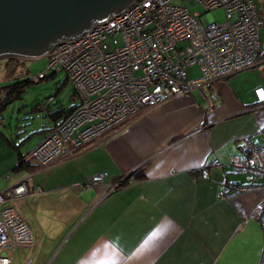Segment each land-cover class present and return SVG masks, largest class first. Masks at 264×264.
Returning a JSON list of instances; mask_svg holds the SVG:
<instances>
[{
	"label": "crops",
	"instance_id": "crops-1",
	"mask_svg": "<svg viewBox=\"0 0 264 264\" xmlns=\"http://www.w3.org/2000/svg\"><path fill=\"white\" fill-rule=\"evenodd\" d=\"M256 2L264 46V0ZM242 70L263 71L264 60ZM242 70L98 132L80 148L66 141L34 168L15 170L16 153L0 135V190L23 181L28 193L19 209L31 239L14 246L10 264H257L263 237L251 212L263 189L218 193L222 181L248 180L227 166L243 139L264 140V88L257 99L240 92ZM136 167L139 176L107 191ZM97 172L103 179L87 184Z\"/></svg>",
	"mask_w": 264,
	"mask_h": 264
},
{
	"label": "built area",
	"instance_id": "built-area-1",
	"mask_svg": "<svg viewBox=\"0 0 264 264\" xmlns=\"http://www.w3.org/2000/svg\"><path fill=\"white\" fill-rule=\"evenodd\" d=\"M194 2L201 4L200 11H190ZM217 7L223 8L225 19L218 22L211 16L203 23L201 14ZM262 25L255 0H137L78 41L57 43L45 55H49L45 64L49 67L30 77L62 69L77 92L78 104L68 113L77 119L66 122L63 133L57 128L70 116L50 127L26 158L44 164L61 151L67 138L78 145L144 108L260 64L264 60ZM192 65L199 66L200 76L187 75ZM241 150L231 155L230 166L234 172L246 173L248 181L223 183L219 195L263 189L251 216L263 237L257 264H264V140L246 137ZM102 177V172L95 173L89 182ZM26 192L23 181L0 190V264H10L14 246L30 242L31 233L19 209Z\"/></svg>",
	"mask_w": 264,
	"mask_h": 264
},
{
	"label": "water",
	"instance_id": "water-1",
	"mask_svg": "<svg viewBox=\"0 0 264 264\" xmlns=\"http://www.w3.org/2000/svg\"><path fill=\"white\" fill-rule=\"evenodd\" d=\"M136 1L0 0V59L45 56L57 43L86 36Z\"/></svg>",
	"mask_w": 264,
	"mask_h": 264
},
{
	"label": "rangeland",
	"instance_id": "rangeland-1",
	"mask_svg": "<svg viewBox=\"0 0 264 264\" xmlns=\"http://www.w3.org/2000/svg\"><path fill=\"white\" fill-rule=\"evenodd\" d=\"M202 8L199 2H194L190 6V11L198 10ZM213 16L216 21L220 22L225 19L223 8L217 7L211 11V13H202L200 18L203 23H206L210 17ZM49 55H47L48 57ZM46 56H41L33 59H20V58H1L0 59V86L5 84L10 79L17 78L21 75L22 69H27L28 75L34 74L43 68L46 69ZM49 67V66H48ZM54 68V67H52ZM50 70V68H48ZM54 73V75H47L38 81H32L28 83L24 90L20 93V96L14 99L12 102L6 105L5 110L2 113L3 122L0 125V130L5 134V136L15 139V133H20L21 137L28 134L30 131L38 129L42 126H47L50 124V120L45 115L46 108L53 109L58 106H67L71 103L69 99V93L71 85L68 82H65L63 86L56 92V86L63 78V72L60 70H55L47 73ZM187 75L198 76L199 70L196 65H192L187 68ZM32 80H35L31 78ZM236 83L240 92H243L245 95L254 96V99H257L259 96L258 88H264V70H242L236 74ZM209 85V84H208ZM76 91V90H75ZM77 94V92H76ZM257 97V98H255ZM78 98V97H77ZM78 100V99H77ZM75 101L76 104L72 110L77 106L78 101ZM37 103V106L35 107ZM263 104V103H261ZM154 107V106H152ZM149 108H144L140 112L130 116L139 115ZM71 110V111H72ZM70 113H73L71 112ZM71 114H67L70 116ZM129 118V119H130ZM63 119V118H62ZM127 119V120H129ZM125 120V121H127ZM121 123V122H120ZM124 123V121H123ZM80 123L75 127L78 130ZM75 127L73 129L76 132ZM11 134V136H9ZM36 135H33L21 146V149H25L30 143L35 141ZM70 142L74 144L73 138H67L64 142ZM62 143V147L63 144ZM48 144V143H46ZM75 145V144H74ZM27 156V154H26ZM32 161V160H31ZM39 191V189H35ZM28 193L26 192L25 195ZM24 195V193H23ZM22 195V197H23ZM24 195V196H25Z\"/></svg>",
	"mask_w": 264,
	"mask_h": 264
},
{
	"label": "trees",
	"instance_id": "trees-1",
	"mask_svg": "<svg viewBox=\"0 0 264 264\" xmlns=\"http://www.w3.org/2000/svg\"><path fill=\"white\" fill-rule=\"evenodd\" d=\"M198 67L199 70V75H201V70L199 68L198 65H196ZM44 68L42 70L39 71H43ZM60 71L63 72V78L62 80L59 82V84L55 87L56 88V92L63 86V84L65 82L70 83V81L68 80L66 74L64 73V71L61 69ZM55 72L53 73H44V75L42 77H39L35 80H32L30 75H28L27 69H22V73L19 77L14 78V79H10L9 81H7L5 84L0 86V125H2L3 122V117H2V113L6 108V105L9 104L10 102H12L14 99L18 98L20 96V93L24 90L25 86L32 82V81H38L39 79L47 76V75H54ZM32 75V74H31ZM198 76H191V77H198ZM71 85V89H70V93H69V99L71 101L70 104H68L67 106H58L55 107L53 109H47L45 111V115L48 117V119L50 120V124L47 126H42L38 129H35L33 131H30L28 134L24 135L21 137L20 133H15V139L13 140L11 137H6L5 134L0 130V135L3 138V140L8 144V146L15 151L16 153V163L14 165V169L18 170V169H25V168H34V166L36 165H43L42 163H38L36 161H28V159H24V156L26 155L27 151H29L32 147H34L37 142L40 140H38L34 145H32L31 147L28 148V150H26L25 152H21L19 151V148L25 143L26 140H28L30 137H32L33 135H38V134H42V136L46 133V131H48V129L52 126H54L56 123L60 122L62 120V118H64L74 107V105L76 104V100L78 99L76 91L74 89V87ZM37 106V103L35 105V107ZM9 136H11V134H9ZM41 136V137H42ZM29 146V145H28ZM74 147L76 148H80L82 147V142L78 145H75ZM57 156V155H56ZM56 156H54L52 159H54ZM51 159V160H52ZM49 160V161H51ZM48 161V162H49ZM47 163V162H46ZM139 168H136L131 176L132 177H137L139 176V174L142 172L141 170H139ZM127 179L124 181L126 182ZM123 182V183H124ZM120 186V185H119ZM118 186V187H119Z\"/></svg>",
	"mask_w": 264,
	"mask_h": 264
},
{
	"label": "clouds",
	"instance_id": "clouds-1",
	"mask_svg": "<svg viewBox=\"0 0 264 264\" xmlns=\"http://www.w3.org/2000/svg\"><path fill=\"white\" fill-rule=\"evenodd\" d=\"M255 2H256V0H255ZM256 4H257V2H256ZM257 6H258V5H257ZM258 8H259V7H258ZM260 15H261V14H260ZM263 52H264V50H263ZM261 63H262V62H261ZM261 63H260V64H261ZM223 78H224V77H223ZM218 80H219V79H218ZM216 81H217V80H216ZM216 81H215V82H216ZM215 82H213V83H215ZM213 83H209V84H213ZM203 85H204V84H203ZM201 86H202V85H201ZM201 86H199V87H201ZM195 88H198V87H195ZM193 89H194V88H193ZM190 92H191V91H190ZM190 92H189V93H190ZM189 93H188V94H189ZM185 95H186V94H185ZM175 97H176V96H175ZM172 98H173V97H172ZM161 103H162V102H161ZM159 104H160V103H159ZM157 105H158V104H157ZM155 106H156V105H155ZM246 137H250V136H246ZM246 137H245V138H246ZM245 138H244V139H245ZM250 138H251V137H250ZM244 139H243V141H244ZM251 139H252V138H251ZM252 140H253V139H252ZM253 141H254V140H253ZM86 142H87V141H86ZM83 143H85V142H83ZM83 143H82V144H83ZM242 143H243V142H242ZM241 145H242V144H241ZM236 154H239V153H236ZM232 155H233V154H232ZM230 158H231V156H230ZM230 158H229V160H228V162H227V166L229 167V169H230L233 173H236V174H245V175L247 176L246 173H238V172H234V171L231 169V166H230ZM214 163H215V164H220V161L216 160V161H214ZM136 168H137V167H136ZM136 168H133V169L130 170L128 173H126V174H128V175H127V177L125 178V180H126V179H127V180H130V178L132 177L131 174H132V172H133ZM97 173H98V172H97ZM124 176H125V175H123L122 177H120L117 181L113 182V183L109 186V188H108L107 191L109 192V191L113 190L114 188H117L119 185H121L125 180H124L122 183H119V181H120V179L123 178ZM102 179H103V177H102ZM89 180H90V179H89ZM100 181H101V180H100ZM247 181H248V180H247ZM247 181H246V182H247ZM86 183H87V184H90V183H93V182H89V181H88V182H86ZM223 183L228 184V183H235V182L222 181L221 184H223ZM244 183H245V182H244ZM221 184H220V188H221ZM235 184H240V183H235ZM242 184H243V183H242ZM220 188H219L218 193L220 192ZM238 192H239V191H238ZM236 193H237V192H236ZM234 194H235V193H234ZM231 195H232V194H231ZM228 196H229V195H228ZM224 197H227V196H224ZM224 197H222V198H224ZM253 217H254V216H253ZM259 257H260V256H259Z\"/></svg>",
	"mask_w": 264,
	"mask_h": 264
},
{
	"label": "bare ground",
	"instance_id": "bare-ground-1",
	"mask_svg": "<svg viewBox=\"0 0 264 264\" xmlns=\"http://www.w3.org/2000/svg\"><path fill=\"white\" fill-rule=\"evenodd\" d=\"M127 18H128V17H127ZM127 18H123V19H127ZM80 38H82V37H79V38H77V39H80ZM77 39H75V40L78 41ZM67 42H68V41H67ZM74 119H77V115H72V116L66 118V120H65L64 122H62V123L60 124V126H58V128H57V132H58V133H63V131H64V126H65L66 122H68V121H70V120H74ZM90 139H91V137H90V138H87L86 140H84V142H86V141H88V140H90Z\"/></svg>",
	"mask_w": 264,
	"mask_h": 264
}]
</instances>
